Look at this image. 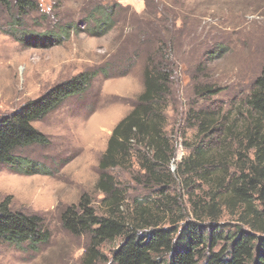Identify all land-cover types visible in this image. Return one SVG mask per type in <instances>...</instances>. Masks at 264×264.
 I'll return each instance as SVG.
<instances>
[{"label": "rangeland", "instance_id": "obj_1", "mask_svg": "<svg viewBox=\"0 0 264 264\" xmlns=\"http://www.w3.org/2000/svg\"><path fill=\"white\" fill-rule=\"evenodd\" d=\"M103 8L112 11L113 27L97 36L93 30ZM160 50L155 61L163 57L174 71L162 114L167 155L173 151L174 158L164 166L148 147L132 146L123 165L108 171L116 216L132 225L144 212L140 219L172 227L176 237L188 223L206 235L220 230L214 250L225 246L229 233H252L240 221V207H225L226 185L216 176L199 177L208 168L183 175L177 167L206 140L196 120L202 110L227 138L228 152L216 144L209 155L224 156V177L234 175L233 138L248 117L246 97L264 70V0H9L0 7V118L82 73L93 78L81 96L34 124L47 146L17 152L49 175L22 176L0 166L1 198H9L14 211L43 218L50 234L36 250L0 244V264H84L90 237L67 232L60 216L84 195L97 216H108L112 198L95 188L98 162L113 128L143 91L148 58ZM202 86L212 91L208 97L197 96ZM140 225L141 237L151 232ZM122 242L103 243L94 264H114L112 254Z\"/></svg>", "mask_w": 264, "mask_h": 264}, {"label": "trees", "instance_id": "obj_2", "mask_svg": "<svg viewBox=\"0 0 264 264\" xmlns=\"http://www.w3.org/2000/svg\"><path fill=\"white\" fill-rule=\"evenodd\" d=\"M1 6L8 7L9 0H0ZM111 12L105 8L100 11L93 34L105 35L112 29ZM161 54L160 50L148 58L143 74V91L128 115L113 128L98 162L99 178L95 188L112 198L110 202L107 199L108 216H97L84 195L77 205L62 212V225L72 235H89L90 244L85 251L84 264H94L100 258L99 247L120 237L123 242L112 254L114 264H264V70L246 97L248 117L243 120L238 136L233 138L238 145L230 159V163L234 161V175L227 179L224 177V173L228 174L227 165L222 163L226 160L224 156L215 158L209 155L216 144L228 152L225 148L227 138L225 133H221L222 127L211 124L210 115L202 110H198L196 120L199 134L205 135L206 140L177 167V172L183 175L204 173L208 168V173L199 177L216 176L218 178L214 181L222 187L226 185L225 207L230 211L240 207V221L248 225L252 233L241 230L229 233L224 238L225 246L214 250L222 239L220 230L214 229L206 235V230L195 223H188L176 237L172 227L159 229L157 223L140 219L144 212L136 215L139 220L134 218L132 225L116 216L113 206L117 200L116 189L108 171L123 165L131 147H148L153 158L164 166L174 158L173 151L167 155L168 142L163 134L162 115L174 71L173 64L163 57L155 61V57ZM92 78L93 74L82 73L57 85L39 99L27 102L13 114L0 118V166H7L22 176L49 175L44 166L18 156L17 152L31 146H47L49 140L34 128V124L45 120L69 99L81 96ZM208 93L212 91L206 86L196 90L199 97H208ZM215 133L219 135L218 141L212 139ZM224 165V169H217ZM141 223L152 229L144 237L138 234ZM49 241L50 234L45 230L43 218L14 211L10 207V199L0 196V244L16 248L27 245L29 249L36 250Z\"/></svg>", "mask_w": 264, "mask_h": 264}]
</instances>
